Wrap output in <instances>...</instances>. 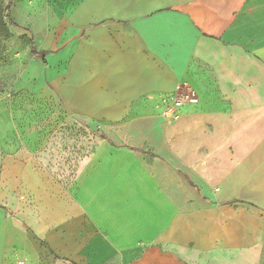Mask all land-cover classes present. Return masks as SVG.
<instances>
[{
	"label": "crops",
	"instance_id": "0c3cea01",
	"mask_svg": "<svg viewBox=\"0 0 264 264\" xmlns=\"http://www.w3.org/2000/svg\"><path fill=\"white\" fill-rule=\"evenodd\" d=\"M45 17L34 60L107 150L97 264H264V0H60Z\"/></svg>",
	"mask_w": 264,
	"mask_h": 264
},
{
	"label": "rangeland",
	"instance_id": "374dc122",
	"mask_svg": "<svg viewBox=\"0 0 264 264\" xmlns=\"http://www.w3.org/2000/svg\"><path fill=\"white\" fill-rule=\"evenodd\" d=\"M8 1L0 0V202L19 220H4L1 264H97L98 251L114 245L91 215L108 205L91 189L92 160L105 143L92 121L66 111L30 53L60 0H13L15 26Z\"/></svg>",
	"mask_w": 264,
	"mask_h": 264
},
{
	"label": "built area",
	"instance_id": "2783aa9c",
	"mask_svg": "<svg viewBox=\"0 0 264 264\" xmlns=\"http://www.w3.org/2000/svg\"><path fill=\"white\" fill-rule=\"evenodd\" d=\"M197 102V98H190L188 96L174 99L172 104L165 110L164 117L167 121H173L176 119L177 112L180 108H182L186 104H195Z\"/></svg>",
	"mask_w": 264,
	"mask_h": 264
},
{
	"label": "trees",
	"instance_id": "16d2710c",
	"mask_svg": "<svg viewBox=\"0 0 264 264\" xmlns=\"http://www.w3.org/2000/svg\"><path fill=\"white\" fill-rule=\"evenodd\" d=\"M12 6H13V0H9L8 1V4L6 6V9H5V13L8 16L9 24L12 25V26H15V24L13 22L12 15H11L12 14ZM30 53H31V55H32L33 58H35V59H41L42 64L44 66H46V61H45L46 52H37V50L35 48V43L34 42L31 45Z\"/></svg>",
	"mask_w": 264,
	"mask_h": 264
}]
</instances>
